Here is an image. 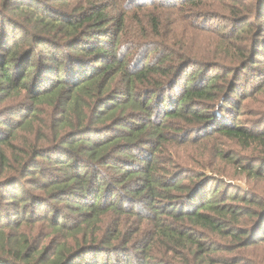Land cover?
I'll list each match as a JSON object with an SVG mask.
<instances>
[{
  "label": "trees",
  "instance_id": "16d2710c",
  "mask_svg": "<svg viewBox=\"0 0 264 264\" xmlns=\"http://www.w3.org/2000/svg\"><path fill=\"white\" fill-rule=\"evenodd\" d=\"M219 1L0 0V264H240L233 242L264 240V218L239 227L264 198L222 165L264 177V130L238 120L264 0Z\"/></svg>",
  "mask_w": 264,
  "mask_h": 264
},
{
  "label": "rangeland",
  "instance_id": "374dc122",
  "mask_svg": "<svg viewBox=\"0 0 264 264\" xmlns=\"http://www.w3.org/2000/svg\"><path fill=\"white\" fill-rule=\"evenodd\" d=\"M68 1V0H66ZM76 2V0H69V5L68 7H71L74 3ZM54 4H59V2L55 1L53 2ZM253 4V0H224V3H222L221 1L219 2H214L211 6H207V7H203L204 10H211L214 13H217L218 16L220 18L224 17V16H230L231 13L234 12H241L247 11V8H251ZM177 8H179L178 10H181L180 5L177 6ZM168 13H170L168 11ZM167 16V13H165ZM164 16V18L166 17ZM165 21H167L166 19H164ZM252 22H256L255 20H252ZM259 22H262V20H259ZM230 24V23H229ZM253 27L255 26L254 24L252 25ZM166 29V28H165ZM205 32H196L195 35H190V37L188 36V32L186 33V35L189 37V42L191 43V41L196 42L198 45H207L209 44H213L212 41H216L213 40L212 37H214V35ZM243 35V34H242ZM241 35V36H242ZM262 75V79L261 81L258 83V88H260L259 90V94H254L252 95L251 98H244V100L241 102V107L240 109L242 110V113L239 115V119L238 120H242V122L247 125V127H250V125H258L257 128L263 129L264 130V74ZM261 75L258 76L256 79H260ZM257 84V81H255L253 85ZM13 116V114H12ZM16 117V116H13ZM221 141V140H220ZM220 141L216 142L219 143ZM215 141L211 140L209 142V145L211 146V144H214ZM229 144H227L224 141H221V146L220 149L223 150H227L229 148ZM251 149V148H249ZM249 149L245 150L248 151ZM244 151V152H245ZM225 169H226V175H225V181L227 183L233 182L235 184H237L241 189H243L245 191V193H247V191L251 189L252 192L256 195L262 196L264 198V177L260 178V179H254V178H249L248 176H246L245 174H242L239 172V170L236 167H232L231 165H225L222 164ZM252 194V193H251ZM16 205V204H15ZM11 207V205H10ZM19 207V206H18ZM252 209L251 211L254 210L256 207L253 206H247V208L244 209L245 212L249 211L250 209ZM13 209H15V207H12ZM250 211V212H251ZM261 212L260 216H253V217H247L249 219L246 218H241L240 222H239V227H248V225H250L253 229L255 227H257V222L260 219L264 218V208L259 211ZM252 213V212H251ZM244 220H246L247 222L244 223ZM264 220H260L258 222V224H260L261 227V233H258L256 235L258 236H262L264 234V225L263 224ZM244 226V227H243ZM16 230L14 229H10L11 233H14ZM34 232L36 233V231L34 230ZM256 235H250L248 237H250L253 240H257L259 239V237H257ZM241 240V239H240ZM244 239H242L241 241H237L236 243L233 242V244H237L239 246L233 245L235 247H237L236 249H233L232 252L230 254L225 253V255L227 256H234L236 258L239 257V261L240 264H264V240L261 243H256V244H252L249 245L248 248L246 247H241L242 246V242ZM245 256V257H243Z\"/></svg>",
  "mask_w": 264,
  "mask_h": 264
}]
</instances>
